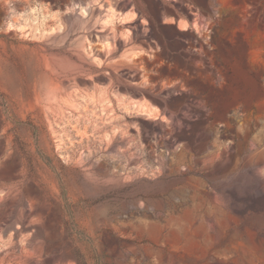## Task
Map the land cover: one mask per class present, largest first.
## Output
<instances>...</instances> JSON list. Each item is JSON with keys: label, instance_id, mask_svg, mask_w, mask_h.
Returning <instances> with one entry per match:
<instances>
[{"label": "rangeland", "instance_id": "obj_1", "mask_svg": "<svg viewBox=\"0 0 264 264\" xmlns=\"http://www.w3.org/2000/svg\"><path fill=\"white\" fill-rule=\"evenodd\" d=\"M8 187L0 264L31 188L60 264H264V0H0Z\"/></svg>", "mask_w": 264, "mask_h": 264}, {"label": "bare ground", "instance_id": "obj_2", "mask_svg": "<svg viewBox=\"0 0 264 264\" xmlns=\"http://www.w3.org/2000/svg\"><path fill=\"white\" fill-rule=\"evenodd\" d=\"M116 2L118 4L119 0H116ZM124 7L126 8L128 6L124 5ZM136 14L137 13L135 11H132L131 13L126 14L122 18H119L120 17L119 15H116L113 11H111L109 14L106 15L105 19L98 26L94 24L92 26L91 32L89 33V37L95 40H101V41L106 40V44L101 51H99L98 49H94L92 56H94V54L95 55L102 54L105 60H108V62L113 63L112 65L114 66L115 63H125V62L133 63V57L131 54L129 55L125 54L123 59L117 60L115 62L112 61V58L116 50L129 46L137 38L141 40L146 39L147 29L143 28L142 31L139 32L137 24L133 26L134 29H137L136 32H133L131 29H128L126 33H120L116 31V21L124 20V21L134 22L136 18ZM78 55L82 57V55L80 54ZM132 63L131 64L128 63V64L131 67H133ZM72 64H74V62ZM129 75L132 76L133 73H130ZM11 192H12L11 187H8L5 191L2 190L0 193V200L3 198V196L9 195ZM37 193L38 191L36 188H31L28 191V195H27L28 204L26 207H22L20 210L21 218H22L21 222L14 221L12 223L9 222L5 223V224H16L11 227L12 238L10 240V243L6 246L8 250L7 252L12 254V258L9 259L10 264H13L15 260L18 261L17 264H60V262L58 261L59 258L61 257L60 255H55L54 257H52V259L48 258L50 250L48 246H46L42 241H37L35 239L28 238L26 242L22 241L20 243L19 239H15L17 238V236L22 235V233L26 231H30L31 229L35 231L31 226L37 223L39 220V217L36 213V209H37L36 207L39 202V197H36ZM4 221L5 220L3 219V216L0 214V224H3ZM34 233L36 234V236L35 234H33V237L37 238L38 231L36 230ZM0 238H1V234H0Z\"/></svg>", "mask_w": 264, "mask_h": 264}]
</instances>
